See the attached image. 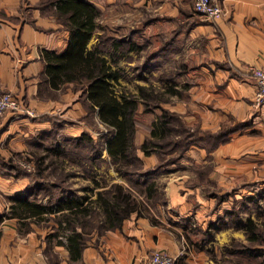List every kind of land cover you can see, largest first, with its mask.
I'll use <instances>...</instances> for the list:
<instances>
[{
    "label": "rangeland",
    "instance_id": "1",
    "mask_svg": "<svg viewBox=\"0 0 264 264\" xmlns=\"http://www.w3.org/2000/svg\"><path fill=\"white\" fill-rule=\"evenodd\" d=\"M109 6L101 8L97 34L92 37V42H95L94 46L100 44L113 67L120 70L117 89L137 93L139 86H145L155 90L150 104L146 107L142 103L136 114L137 144L147 136L151 122L163 109L178 114L191 130H212L203 128L205 116L199 98L200 61L205 56L199 53L200 46L194 41L185 43L189 27L186 29L187 25L181 21L156 15L155 5L152 4L140 6L135 0H115ZM112 39L120 41L119 49H115ZM69 91L78 93L74 96L78 97L76 100L82 113L77 109L76 112H69L58 106L47 114H39L37 109L32 108V115H16V118L32 122L31 134L25 150L15 151L9 157L0 155V176H11L16 181L26 177L28 184L11 196L1 190L0 206H10L12 197L26 191L33 192L31 199L47 203L55 201L60 195L82 196L87 188L89 193H94L98 188L120 184L138 193L140 201H145V217L157 215L164 221L175 222L179 228L187 226L189 231L200 236L223 235V244L218 247L217 264H264V165L256 163L254 177L250 179L243 176L223 180L215 178L216 173L223 169L230 172L229 159L233 157L230 144L221 148L219 156L224 158V165L218 163L216 150L229 142L233 132L211 151L204 147L211 146L214 140L199 139L197 145L190 147L181 159L173 163L169 162L170 156L166 153L163 158L156 155L144 157L149 174L142 176L134 173L130 178L123 177L118 175L105 148L109 129L101 123L96 112L87 109L82 93L74 91L70 85L51 96L63 105L70 101L65 98ZM36 121L46 123V126L40 129ZM81 122L88 126L86 131H79ZM235 125L241 123L230 116L212 131ZM84 132L91 135V141L80 138ZM201 136L198 133L196 139ZM25 172L29 176L18 175ZM151 181L157 183L156 193L146 201L143 191ZM174 195H180L183 199L180 203H184L178 213L172 212L169 206ZM173 203L174 209L181 205L177 200ZM8 209H2L5 216H9ZM198 210L205 216H200L205 220V227L198 223ZM248 218L255 222L256 240L249 239L242 227ZM50 224L40 222L37 223L40 227L37 228L36 224L35 227L37 230H51L48 228ZM20 227L26 229L25 226Z\"/></svg>",
    "mask_w": 264,
    "mask_h": 264
},
{
    "label": "crops",
    "instance_id": "2",
    "mask_svg": "<svg viewBox=\"0 0 264 264\" xmlns=\"http://www.w3.org/2000/svg\"><path fill=\"white\" fill-rule=\"evenodd\" d=\"M39 1L0 0V94L14 93L39 114L55 111L60 106L69 112L77 109L82 113L78 97L74 96L78 93L69 91L65 98L70 101L63 105L58 99L37 95L39 73L44 65L43 49L61 51L69 37V31L51 11L40 10ZM91 1L103 9L115 2ZM216 1L223 6L224 15L215 21L196 13L194 0H135V3L155 5L156 15L181 21L187 25L186 29L189 27L185 43L194 41L200 46L199 53L205 56L200 61L199 86L201 110L205 116L203 128L217 129L230 116L241 123L230 135L229 142L216 150L219 156L221 148L230 144L233 157L229 159L230 172L223 169L215 178L243 176L250 179L254 177L255 166L264 165V105L255 107L253 104L257 86L248 70L251 65L264 68V0ZM94 44L91 38L88 48ZM61 98L63 100L64 95ZM16 115L7 113L0 119V155L4 157L25 150L31 134L32 122L16 118ZM81 123L79 131H86L88 126ZM35 124L40 129L46 126L41 121ZM258 157L260 159L256 160ZM218 163L224 165L222 156ZM27 184L26 177L16 181L11 176H0V192L9 196ZM181 198L174 195L169 205L172 212L182 210ZM176 200L181 204L178 209L173 207ZM8 207L10 209L9 205L0 206V213ZM196 212L198 223L205 227V220L200 217H205L204 214ZM168 221L157 215L148 218L133 214L123 220L120 228L91 232L80 258L71 260L64 237H50L53 230H37L40 225L36 222H30L29 229L22 230L17 218L6 215L0 224V264H147L155 249L171 255L174 264H217L223 235L200 236L189 231L187 226L179 228L175 222ZM194 223L190 224L194 226Z\"/></svg>",
    "mask_w": 264,
    "mask_h": 264
},
{
    "label": "trees",
    "instance_id": "3",
    "mask_svg": "<svg viewBox=\"0 0 264 264\" xmlns=\"http://www.w3.org/2000/svg\"><path fill=\"white\" fill-rule=\"evenodd\" d=\"M38 7L41 11H51L69 31V37L61 51L43 49L44 65L39 73L37 95L52 97L55 91L70 85L74 91H80L87 102V109L96 112L101 123L109 129L105 148L119 176L130 178L134 173L146 176L150 172L145 167L144 157L156 155L163 158L166 153L170 156L169 162L173 163L181 159L190 147L197 145L199 139L214 140L211 146H201L211 151L238 129L239 125L215 132L191 130L178 114L163 109L151 122L147 136L137 144L136 114L142 103L146 107L150 104L155 90L145 86H139L137 93L118 90L120 70L103 56L100 44L88 48L90 39L98 30L101 7L91 0H40ZM112 40L115 49H119L120 41ZM130 49H134V45ZM170 92L173 91L170 89ZM198 133L202 136L196 139ZM90 136L84 132L80 138L91 141ZM18 175L29 176V173ZM156 184V181H151L146 185L143 191L146 201L156 193ZM89 191L85 189L82 196L60 195L47 203L31 199L33 192L26 191L12 197L9 216L17 218L25 230L29 229L30 222H51L49 227L53 231L49 236L64 237L70 259L77 260L88 244L91 232L120 228L123 220L133 214L145 216V201H140L138 193L128 187L115 184L109 188H98L94 197ZM4 216L5 213H0V224ZM242 227L249 239L256 240L257 229L252 218L246 219Z\"/></svg>",
    "mask_w": 264,
    "mask_h": 264
},
{
    "label": "built area",
    "instance_id": "4",
    "mask_svg": "<svg viewBox=\"0 0 264 264\" xmlns=\"http://www.w3.org/2000/svg\"><path fill=\"white\" fill-rule=\"evenodd\" d=\"M193 9L208 20H218L224 15L223 6L216 0H194ZM249 72L255 78L256 91L254 93L255 106L264 105V68L256 65L249 67ZM34 110L26 105L12 92L0 94V119L7 113L17 115H32ZM147 264H174V258L167 252L155 249L150 253Z\"/></svg>",
    "mask_w": 264,
    "mask_h": 264
}]
</instances>
